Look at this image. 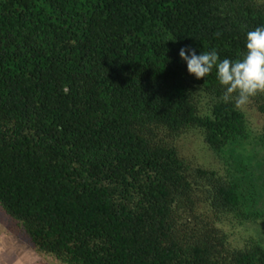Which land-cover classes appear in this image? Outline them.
<instances>
[{
    "label": "trees",
    "instance_id": "16d2710c",
    "mask_svg": "<svg viewBox=\"0 0 264 264\" xmlns=\"http://www.w3.org/2000/svg\"><path fill=\"white\" fill-rule=\"evenodd\" d=\"M260 26L264 0H0L1 219L57 264H264V94L180 57Z\"/></svg>",
    "mask_w": 264,
    "mask_h": 264
},
{
    "label": "clouds",
    "instance_id": "9594fccd",
    "mask_svg": "<svg viewBox=\"0 0 264 264\" xmlns=\"http://www.w3.org/2000/svg\"><path fill=\"white\" fill-rule=\"evenodd\" d=\"M180 57L197 80H204L215 70L223 88L219 99L237 109L246 108L253 97L264 94V26L247 32L246 52L241 59L221 60L216 50L197 55L192 48H182Z\"/></svg>",
    "mask_w": 264,
    "mask_h": 264
},
{
    "label": "rangeland",
    "instance_id": "374dc122",
    "mask_svg": "<svg viewBox=\"0 0 264 264\" xmlns=\"http://www.w3.org/2000/svg\"><path fill=\"white\" fill-rule=\"evenodd\" d=\"M178 146L183 157L191 162L205 167L214 166L197 135L190 133L182 137ZM1 218L0 212V264H57L52 258L35 253L22 238L19 229L10 221ZM241 234L246 236L243 231ZM241 234L234 235L233 246H241Z\"/></svg>",
    "mask_w": 264,
    "mask_h": 264
}]
</instances>
